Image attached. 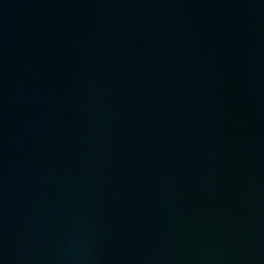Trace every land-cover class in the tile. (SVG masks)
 <instances>
[{"label": "water", "instance_id": "water-1", "mask_svg": "<svg viewBox=\"0 0 264 264\" xmlns=\"http://www.w3.org/2000/svg\"><path fill=\"white\" fill-rule=\"evenodd\" d=\"M0 264H264V0H0Z\"/></svg>", "mask_w": 264, "mask_h": 264}]
</instances>
